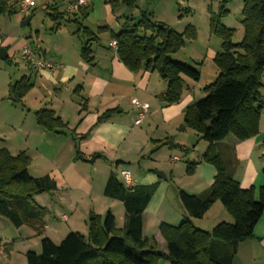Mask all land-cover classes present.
Segmentation results:
<instances>
[{"label": "trees", "instance_id": "1", "mask_svg": "<svg viewBox=\"0 0 264 264\" xmlns=\"http://www.w3.org/2000/svg\"><path fill=\"white\" fill-rule=\"evenodd\" d=\"M134 1L129 0L130 3ZM21 2L0 0V15L16 14ZM226 2L228 0H224V4ZM222 12L217 16L212 14L210 22L211 33L222 40V51L214 57L219 76L204 89L207 96L186 108L184 113L186 126L208 142L202 162L213 166L216 176L210 189L200 195L179 192L180 202L188 216L179 226L165 222L159 225L167 252H162L154 239L149 240L143 234V215L153 198L155 185L127 187L119 174L111 173L104 195L123 204L125 226L118 228L116 217L111 212L105 217L91 213L86 236L71 232L58 245L44 237L41 254L28 252L27 264H160L161 261L170 264H233L240 244L254 238V229L264 213V187L242 188L239 181L228 173L215 145L230 135L246 141L260 132L264 107L261 94L264 0H243L244 35L237 44L233 42L235 31L222 23L226 13L224 5ZM66 14L71 13H56L52 18L65 20ZM32 16L33 13L29 19ZM125 28L118 34L111 33L112 41L118 43L116 53L120 61L132 72H156L167 83L165 102L169 105L179 103L184 91V78L199 81L201 73L188 64L172 61L171 56L185 45L186 36H196L195 28L190 26L184 34H179L145 12L137 24ZM59 29L60 24L52 31ZM84 32L94 36L88 28H84ZM97 40L98 36H94L82 47L81 57L87 63L94 59L90 42ZM32 87L30 78L25 76L11 83L9 100L14 104L21 103ZM117 112L107 111L98 122ZM35 116L38 125L47 131L61 133L68 129V125L51 110H39ZM154 143L158 148L178 147L172 139ZM100 157L94 155L86 160L78 152L76 160L94 163ZM121 164L117 162L115 166ZM197 165V162L188 163L187 174H194ZM30 166L31 158L26 153L12 155L6 147L0 149V216L16 228L27 225L42 236L48 211L38 206L34 197L56 191L57 184L49 175L31 176ZM217 202L226 208L233 222H221L211 231L195 228L193 219H202Z\"/></svg>", "mask_w": 264, "mask_h": 264}, {"label": "crops", "instance_id": "2", "mask_svg": "<svg viewBox=\"0 0 264 264\" xmlns=\"http://www.w3.org/2000/svg\"><path fill=\"white\" fill-rule=\"evenodd\" d=\"M89 6L90 4L87 7ZM86 12L82 9L75 14L85 15ZM27 20H29L27 24L29 25L31 19ZM84 28L88 27H82L83 32ZM88 29L92 32L90 28ZM88 35L89 33L85 32L81 35L62 31L60 25V29L53 32L49 40H44L40 36L38 52L36 51L39 57L60 67L56 70L37 72L24 62L31 73L24 74L22 77H29L33 84L32 90L24 98L31 100L25 106L28 110L27 117L31 118L33 115L36 120L37 111L51 110L68 125V129L61 133L47 131L38 125L37 120L35 125L31 122L22 124L21 127L25 129L27 136L24 146L35 150V154L46 156L51 164L47 173L56 182L57 190L34 197L36 203L39 197L46 194L51 198V204L41 205L48 211L42 236L27 225L16 228L0 216V264H27L26 254L30 251L39 253L41 240L44 237L56 244L58 239L62 241L69 233L76 231L77 227L84 228L88 234L87 221L91 213L102 217H105L108 212L115 217L119 213L122 219L126 220L125 211L124 213L120 211V202L104 195L110 174L116 173L115 171L121 168V166L116 167V163L128 161L130 150L134 147H148L152 144V149H154L157 145L154 142L172 139V135L176 136L175 142L178 141V127L182 125L185 109L193 98L186 95L180 103L166 106L164 95L167 83L156 72L130 71L120 61L110 44L103 45L99 37L97 41L90 42L93 62H85L81 57V50L91 39H84V36ZM29 38L21 41L22 48L30 44ZM1 40L0 47L5 48L9 53V38L3 40L2 37ZM261 94L264 99V77ZM133 99L149 105L144 119L138 125L136 121L142 110L132 104ZM111 110L118 112L99 123V118ZM14 125L19 127L17 123ZM34 137L35 143H33ZM198 138L199 141L200 137ZM2 143L12 155L28 152V149L20 147L18 148L20 150L15 153L14 148L7 141L2 140ZM215 147L228 173L239 181L242 188L264 187V107L260 120V132L256 137L239 141L235 136L230 135L225 140L216 143ZM78 152L86 160L94 155L101 157L95 163L77 161ZM27 155L33 159L32 154ZM103 161L107 167L100 166ZM170 162L172 178L177 172H184V169L178 166L181 162L180 158L175 156L170 159ZM98 166L100 167L97 170ZM123 170L130 172L128 168H123ZM130 174L133 186L156 185L160 194L163 195L162 198L168 192L169 184L165 183L168 179L165 174L159 173L156 176L146 173L142 178L138 176L133 178V173L130 172ZM162 175L166 178H161ZM215 176V168L200 161L195 173L191 176L189 186L178 187L176 191L180 209L177 212L172 208L176 213V220L164 218L161 221L175 225L174 221L179 222L185 219L188 214L180 203L179 192L200 195L202 191L206 192L210 189ZM199 190L201 192H198ZM161 200L153 214H156V218L163 205V199ZM217 204L219 203H215L214 206ZM148 207L143 215L144 237H147L146 231L150 223ZM212 212L213 207L202 219H193V224L200 225L198 227L202 230L211 231L221 222H232L230 215ZM64 226L67 228L65 229ZM153 239L158 243V248L162 252H167L166 243L159 228L153 234ZM233 264H264V213L254 229V238L240 244Z\"/></svg>", "mask_w": 264, "mask_h": 264}, {"label": "rangeland", "instance_id": "3", "mask_svg": "<svg viewBox=\"0 0 264 264\" xmlns=\"http://www.w3.org/2000/svg\"><path fill=\"white\" fill-rule=\"evenodd\" d=\"M71 2H74V0H35L36 6L31 11L33 13L31 23L27 26L22 25L29 17L21 11V5L18 6L17 13L12 16L0 15V35H2L3 40L9 38L10 41L8 60H2L0 58V149L5 146L2 140L7 141L8 144L14 148L13 152L15 153L18 152L17 150H20L18 149L20 147L25 148V150L28 149L27 154H32L33 158L31 159V166L29 168V173L33 177L48 175V168L51 167V164L47 161L46 156L42 157L41 155L35 154V150H30L28 147L24 146V141L27 136L25 129L21 127L23 126L22 124L25 122H31L33 125L36 124L33 115L31 118L30 116L27 117L28 110L25 106L31 102V100H29V98L28 100L27 98L24 99V97L19 104H14L9 100L10 84L19 81L24 74L29 75L31 73L23 61V48L20 45L22 40L30 36V45L37 51V47L41 40L40 38L42 37L44 40H49L53 34L52 29L60 24L62 31L80 33L81 35H84L82 27H88L92 30L94 36H98L103 42L102 44L106 45L110 44L112 41L111 33L118 34L125 30V27H131L137 24L143 12L150 15L153 20L161 23V25H165L179 34H184L187 28L192 26L196 30V36H186L185 45L179 52L171 56L172 61L188 64L201 73L199 81L184 78L185 86L182 99L186 95H190L193 98L191 100L192 102L186 107L188 108L193 103L207 96L204 89L208 85L214 83L219 76L218 69L214 63V57L222 51V40L218 36L213 35L210 31L212 14L216 16L222 14L224 5L226 13L222 17V23L225 27L235 31L233 42L236 44L241 42L244 35L242 25L244 18L242 14L243 0H228L225 4L224 0H135L133 3H130L131 0L130 2L129 0H89L90 6L85 9V12L87 11L85 15L83 13H71L66 14L65 20L55 21L52 18L53 14L66 13ZM69 19L71 20L70 22L68 21ZM127 19H130V21ZM125 22H127V24H125ZM104 27L107 29L100 30ZM94 36H84V39L87 40V38H93ZM167 105L169 106V104L166 103V106ZM184 118L183 115L182 125L178 127V141L175 142L176 136L172 135V140L174 138L173 141L178 147L160 146L158 148V145H156V148L152 149V144H149L148 147H134L130 150L128 161H123L119 171H115L120 175L123 168H128L130 172L133 173V178L137 176L142 178L146 173L156 176L162 173L168 178L165 182L169 184L168 192L164 198H162L163 195L160 194L159 188L155 185L153 198L147 210V212H149L150 223L146 231V238L149 240H153V234L158 230L159 225L162 223L161 220L164 218L176 220V213L174 210H180L179 204L177 203L176 191L178 187L189 186V181L193 175L187 174V164L193 162L199 164L200 161L202 162V157L208 148L206 146H209L208 142L202 140L195 131L186 126ZM16 123L19 124V127L14 125ZM197 135L200 137L199 141L197 140ZM35 140L34 137L33 143H35ZM175 156L181 159L178 166L181 167V169L183 168L184 172H177L175 177L172 178V164L170 159ZM101 165L107 167L104 161L101 162L100 166ZM100 166L96 167V169L98 170ZM104 167L103 169H105ZM179 175L181 176L179 177ZM198 192L201 191L199 190ZM203 192L204 191L199 194ZM161 199H163V205L156 218V214H153ZM44 203L51 204V198L48 194L38 198V206ZM217 203H219L217 206H212V213H222L226 216L230 215L220 202ZM119 205H121L120 211L124 213L125 210L121 202ZM116 220L118 228H123L125 226L126 220H123L119 213ZM183 220L184 219L179 222L174 221L176 223L173 226H179ZM196 225L194 224L195 228L200 229L198 227L200 225ZM64 227L65 229L67 228L66 226ZM77 228L78 229H75L76 231L74 232L81 233L85 236L87 235V230L82 227ZM60 240L61 239H58L56 241L57 245L61 243ZM38 252V254H41V249ZM160 264L170 263L161 261Z\"/></svg>", "mask_w": 264, "mask_h": 264}, {"label": "built area", "instance_id": "4", "mask_svg": "<svg viewBox=\"0 0 264 264\" xmlns=\"http://www.w3.org/2000/svg\"><path fill=\"white\" fill-rule=\"evenodd\" d=\"M211 1H215V0H211ZM88 5H89V0H77L76 2L71 3L68 6L67 12L76 13L80 9L87 7ZM34 6H35V0H22L21 11L27 17H29L31 15V10L34 8ZM1 38L2 37L0 35V40H1ZM110 47L116 52L117 48H118L117 41H115V40L111 41ZM22 57H23V61L27 65L31 66L37 72L44 71V70H56L60 67V66H58V65H56L50 61H47V60L39 57L36 50L30 44H27L23 47ZM132 104L136 108L142 110V113L140 114L139 119L136 121V124L138 125L144 119L145 114L148 111L149 105L146 103H141L138 99H133ZM174 160H176V158ZM119 176L122 179V181L126 184L127 187L133 186L131 174L129 171L123 170L120 172Z\"/></svg>", "mask_w": 264, "mask_h": 264}, {"label": "water", "instance_id": "5", "mask_svg": "<svg viewBox=\"0 0 264 264\" xmlns=\"http://www.w3.org/2000/svg\"><path fill=\"white\" fill-rule=\"evenodd\" d=\"M29 23V20H26L22 23L23 26H26ZM8 57L7 50L5 48L0 47V58L2 60H5ZM214 119H216V115L213 116ZM161 178L165 179L166 177L164 175L160 176Z\"/></svg>", "mask_w": 264, "mask_h": 264}]
</instances>
